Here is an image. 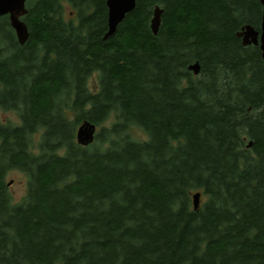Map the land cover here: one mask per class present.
I'll list each match as a JSON object with an SVG mask.
<instances>
[{
	"label": "trees",
	"instance_id": "1",
	"mask_svg": "<svg viewBox=\"0 0 264 264\" xmlns=\"http://www.w3.org/2000/svg\"><path fill=\"white\" fill-rule=\"evenodd\" d=\"M63 1H27L24 44L0 16V264H264L261 1L137 0L108 39L107 0Z\"/></svg>",
	"mask_w": 264,
	"mask_h": 264
},
{
	"label": "water",
	"instance_id": "2",
	"mask_svg": "<svg viewBox=\"0 0 264 264\" xmlns=\"http://www.w3.org/2000/svg\"><path fill=\"white\" fill-rule=\"evenodd\" d=\"M27 0H0V16L9 15L10 24L15 30L17 38L21 44H24L29 38V29L22 17L27 14ZM137 0H107L108 7V31L104 39H108L117 31L119 24L124 20L126 15L134 10ZM262 4V21L260 29L252 24H244L237 32V36L242 39L244 45H259L264 59V0ZM163 9L160 6L154 8L151 19V29L155 35L158 34L162 23ZM195 74L200 72V64L195 62L189 66ZM97 132V125L85 120L76 129V139L80 145L87 146L94 142ZM251 145V143H250ZM9 185L11 184L8 183ZM201 192L193 194L194 208L200 206Z\"/></svg>",
	"mask_w": 264,
	"mask_h": 264
},
{
	"label": "rangeland",
	"instance_id": "3",
	"mask_svg": "<svg viewBox=\"0 0 264 264\" xmlns=\"http://www.w3.org/2000/svg\"><path fill=\"white\" fill-rule=\"evenodd\" d=\"M64 5V11L63 15L65 19H76V11L73 9L72 5L68 1H63ZM90 87L92 89H97V74H93L89 79ZM0 117L4 121H19L18 114L14 110H2L0 111ZM39 135V134H38ZM38 135L35 137V139L38 138ZM131 135L136 139H146L148 138V135L146 132H144L140 127L133 126L131 128ZM8 183L11 182L9 185V190L11 193V196L15 202L20 201L28 190V179L25 173L19 171V170H13L11 171L7 176ZM201 203V199H200Z\"/></svg>",
	"mask_w": 264,
	"mask_h": 264
},
{
	"label": "flooded vegetation",
	"instance_id": "4",
	"mask_svg": "<svg viewBox=\"0 0 264 264\" xmlns=\"http://www.w3.org/2000/svg\"><path fill=\"white\" fill-rule=\"evenodd\" d=\"M28 1V0H27ZM27 1H26V6H27Z\"/></svg>",
	"mask_w": 264,
	"mask_h": 264
}]
</instances>
